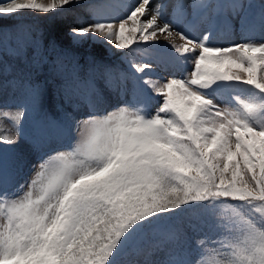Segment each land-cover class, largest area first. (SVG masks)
I'll list each match as a JSON object with an SVG mask.
<instances>
[{
    "label": "snow or ice",
    "instance_id": "1",
    "mask_svg": "<svg viewBox=\"0 0 264 264\" xmlns=\"http://www.w3.org/2000/svg\"><path fill=\"white\" fill-rule=\"evenodd\" d=\"M109 8L0 0V94L20 92L0 106V264H264V0ZM27 10L67 20L66 40ZM160 37L182 78L89 50Z\"/></svg>",
    "mask_w": 264,
    "mask_h": 264
},
{
    "label": "rangeland",
    "instance_id": "2",
    "mask_svg": "<svg viewBox=\"0 0 264 264\" xmlns=\"http://www.w3.org/2000/svg\"><path fill=\"white\" fill-rule=\"evenodd\" d=\"M132 3H134L135 0H130ZM108 5H110V8L108 9V15L112 14L113 17H109L110 19H118L124 15L127 14V12L130 9V5L126 3V0H123L121 2H117L116 0H107ZM79 15V14H78ZM25 24L30 25L33 27V29L37 31H46L51 32L52 34L56 35L58 38L65 39L67 37V26L62 29V31H59L56 28V17L52 16H45L43 14L27 10L23 13L21 17H19ZM129 26H132V22L129 21ZM237 41L239 38H234ZM253 39H260V33L256 32L253 34ZM174 42L176 45H182L184 41L179 39L178 37H174ZM232 41L225 40V39H219L215 41L214 43L218 46L220 45H227L228 43H231ZM153 42H149L151 44ZM111 50H115L113 46L105 45L103 47L101 46H92L89 45L90 54L97 56L100 59H103L105 63L109 64L113 68L119 69L121 71H129V62L134 63H143V62H150L153 64H156L158 66L159 70H156L153 68V71L150 73V77L153 80H159L161 82H165L168 79L171 78H182L183 76V69L187 67L188 71L190 72L192 70V67L190 64L183 65L180 63V59L178 58L177 54L174 53L172 48V40L171 39H165L164 37H160L158 41L157 47H147L143 44H141L140 48L134 53L130 55H123V50H118L119 53L116 55H113L111 53ZM81 63L83 64V59L81 60ZM85 69L87 70V66H85ZM103 69H99V72H102ZM241 75H244L246 77V74L241 73ZM242 97H246L247 93L241 92ZM20 92L19 91H13L12 88H8L3 94H0V106H3L4 104L8 105H14V103L19 99ZM5 111H15L14 106H10L7 108H4ZM11 125L8 123L7 120H0V132H3L4 134H7L6 130L10 129ZM160 256H153L151 259H161Z\"/></svg>",
    "mask_w": 264,
    "mask_h": 264
},
{
    "label": "trees",
    "instance_id": "3",
    "mask_svg": "<svg viewBox=\"0 0 264 264\" xmlns=\"http://www.w3.org/2000/svg\"><path fill=\"white\" fill-rule=\"evenodd\" d=\"M56 19H57L56 28L59 31H62V29H64L66 26H68V21L65 20L64 18L57 16Z\"/></svg>",
    "mask_w": 264,
    "mask_h": 264
}]
</instances>
